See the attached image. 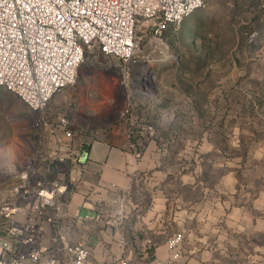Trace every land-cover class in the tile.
Here are the masks:
<instances>
[{
    "label": "rangeland",
    "instance_id": "rangeland-1",
    "mask_svg": "<svg viewBox=\"0 0 264 264\" xmlns=\"http://www.w3.org/2000/svg\"><path fill=\"white\" fill-rule=\"evenodd\" d=\"M188 19L162 35L153 33L150 20H142L130 64L116 57L98 58L96 66L82 67L76 81L38 113L0 85V156L22 132L39 158L71 156L59 149L62 143L72 144V138L80 135L77 127L93 121L115 134L128 130L148 138L152 132L154 151L195 180L190 197L205 195L217 203L231 201L245 207L261 204L264 4L206 0ZM62 117L73 126L69 141L63 130L53 131ZM56 144L58 148L53 147ZM60 205L48 229L50 243L60 236L69 243H87L94 264H118L121 258L135 264L161 260L157 247L167 244L170 236L137 240L133 224L128 231L121 221L120 208L107 210L98 221L86 217L78 222L62 199ZM140 222L139 235L146 237L147 218ZM129 245L146 252L124 256L119 248Z\"/></svg>",
    "mask_w": 264,
    "mask_h": 264
},
{
    "label": "built area",
    "instance_id": "built-area-1",
    "mask_svg": "<svg viewBox=\"0 0 264 264\" xmlns=\"http://www.w3.org/2000/svg\"><path fill=\"white\" fill-rule=\"evenodd\" d=\"M205 1L0 0V85L38 113L76 81L82 67L96 66L98 58L130 64L142 20H150L153 33L162 35ZM55 126L72 135L67 118ZM136 154L141 156L142 149ZM66 190L67 184L32 167L21 171L7 193L0 191V264H89L86 243H69L63 236L46 243ZM184 238L183 231L173 234L169 257L153 264H181ZM118 264L135 263L121 258Z\"/></svg>",
    "mask_w": 264,
    "mask_h": 264
},
{
    "label": "crops",
    "instance_id": "crops-1",
    "mask_svg": "<svg viewBox=\"0 0 264 264\" xmlns=\"http://www.w3.org/2000/svg\"><path fill=\"white\" fill-rule=\"evenodd\" d=\"M76 130L80 135L72 138L53 129L63 132L67 141L73 139L72 144L62 143L59 148L71 153L64 159L39 158L30 150L26 132H22L0 156V191L7 193L21 171L36 167L43 175L67 184L60 200L78 222L86 217L98 221L107 210L120 208L121 221L128 231L133 224L139 241H156L159 235L168 238L183 231L181 264H264V194L261 204L256 201L250 207L231 201L217 203V199H206L205 195L190 197L195 180H191L189 171L178 172L163 160L165 155L154 151L151 134L149 139L128 130L115 134L93 121L83 122ZM138 148L142 149L141 156L136 154ZM141 217L149 223L146 237L139 235ZM46 243L53 242L46 239ZM119 249L124 256L146 252L132 245ZM169 254L167 244L158 245L161 260ZM89 264H94L92 255Z\"/></svg>",
    "mask_w": 264,
    "mask_h": 264
},
{
    "label": "trees",
    "instance_id": "trees-1",
    "mask_svg": "<svg viewBox=\"0 0 264 264\" xmlns=\"http://www.w3.org/2000/svg\"><path fill=\"white\" fill-rule=\"evenodd\" d=\"M190 19H191V18H190ZM190 19H188V18H187V19H186V20H184V21L188 23V22L190 21Z\"/></svg>",
    "mask_w": 264,
    "mask_h": 264
},
{
    "label": "bare ground",
    "instance_id": "bare-ground-1",
    "mask_svg": "<svg viewBox=\"0 0 264 264\" xmlns=\"http://www.w3.org/2000/svg\"><path fill=\"white\" fill-rule=\"evenodd\" d=\"M144 74H145V73H144ZM143 76H144V75H143ZM143 76H142V77H143Z\"/></svg>",
    "mask_w": 264,
    "mask_h": 264
}]
</instances>
